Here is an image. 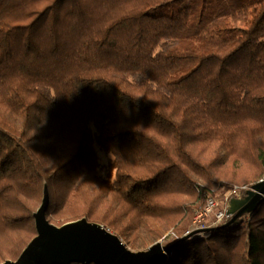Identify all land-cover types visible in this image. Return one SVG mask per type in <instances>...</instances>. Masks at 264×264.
Masks as SVG:
<instances>
[{
  "label": "trees",
  "instance_id": "16d2710c",
  "mask_svg": "<svg viewBox=\"0 0 264 264\" xmlns=\"http://www.w3.org/2000/svg\"><path fill=\"white\" fill-rule=\"evenodd\" d=\"M173 1L0 0V264L37 235L45 184L50 222L85 217L142 250L264 178V0L150 12ZM169 255L264 264V203Z\"/></svg>",
  "mask_w": 264,
  "mask_h": 264
},
{
  "label": "water",
  "instance_id": "95a60500",
  "mask_svg": "<svg viewBox=\"0 0 264 264\" xmlns=\"http://www.w3.org/2000/svg\"><path fill=\"white\" fill-rule=\"evenodd\" d=\"M49 203V190L45 184L42 204L34 214L37 235L16 260H6L1 264H162L170 257L169 251L173 245L200 232L197 229L185 234L169 246H164L158 240L147 249L134 250L118 234L85 217L62 225L50 222L46 216ZM262 203L264 178L254 183L246 195L230 200L227 209L229 219L224 225L236 223ZM212 230L214 227L204 229Z\"/></svg>",
  "mask_w": 264,
  "mask_h": 264
},
{
  "label": "rangeland",
  "instance_id": "374dc122",
  "mask_svg": "<svg viewBox=\"0 0 264 264\" xmlns=\"http://www.w3.org/2000/svg\"><path fill=\"white\" fill-rule=\"evenodd\" d=\"M183 0H177V1H173L167 5H163V6H158L156 8H153L150 10L151 13H163V14H169V13H173L178 7L182 6L183 5ZM98 154L100 156V159H101V162L104 163V164H107L110 157L109 156H106L103 152H101L100 150H98ZM235 186H239V187H244V186H247V189H245L246 193L247 191L251 188V186H249L248 184H245V185H235ZM233 186V187H235ZM224 188H222V190H219V189H216L215 191H213V193H216L215 196H213L215 199H217L218 203H219V207L222 208L224 206H226L223 202H224V199H225V196L228 194V191L230 190H225L223 191ZM245 193V194H246ZM213 195V194H212ZM211 194H209V196H212ZM242 195V194H241ZM243 196V195H242ZM241 196V197H242ZM236 198V197H235ZM232 199V198H231ZM230 199V200H231ZM205 203H206V197L205 199L203 200V203H202V206L198 209V211L196 212L195 216H194V219L192 221V224L189 228V231L186 232L185 234H188L194 230H197V225L195 226L196 224V220L199 216V212L204 208L205 206ZM229 206V204H228ZM228 206H227V209H228ZM40 207V206H39ZM229 217L227 216V218L221 222V223H218V225L222 224V223H225L226 220H228ZM214 224H217V222H215V217H214V214H210L208 217L205 218V224L206 226H209V227H216L218 225H213ZM209 232L210 231H204L203 229L200 230V232L196 233V235H199V236H207L209 235ZM171 230L167 232V234L161 238L160 240L162 241V243H167L168 241H171L172 240V235L171 234ZM184 234V235H185ZM195 235V234H194ZM192 235V236H194Z\"/></svg>",
  "mask_w": 264,
  "mask_h": 264
},
{
  "label": "built area",
  "instance_id": "2783aa9c",
  "mask_svg": "<svg viewBox=\"0 0 264 264\" xmlns=\"http://www.w3.org/2000/svg\"><path fill=\"white\" fill-rule=\"evenodd\" d=\"M245 189H247V186H244V187L235 186L231 188L228 191V194L225 196V199L223 202L226 206L222 208L219 207V203L217 199H215L213 196L207 195L205 206L199 212V216L196 220L195 226L197 225V229L204 230L209 227V226H206L205 224V218L208 217L212 213L214 214L215 222H217V224L213 223V225H218V223L223 222L227 218V206L230 202V199L235 198V197H241L242 196L241 194L245 191Z\"/></svg>",
  "mask_w": 264,
  "mask_h": 264
}]
</instances>
